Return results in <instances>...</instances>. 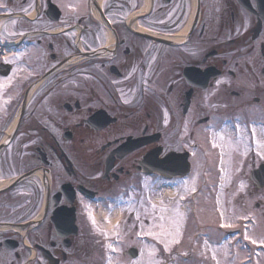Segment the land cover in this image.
I'll return each instance as SVG.
<instances>
[{
    "label": "flooded vegetation",
    "instance_id": "1",
    "mask_svg": "<svg viewBox=\"0 0 264 264\" xmlns=\"http://www.w3.org/2000/svg\"><path fill=\"white\" fill-rule=\"evenodd\" d=\"M145 5L0 0V264H101L89 216L163 182L201 177L206 203L218 130L264 163V0ZM161 159L188 172L164 179Z\"/></svg>",
    "mask_w": 264,
    "mask_h": 264
},
{
    "label": "rangeland",
    "instance_id": "2",
    "mask_svg": "<svg viewBox=\"0 0 264 264\" xmlns=\"http://www.w3.org/2000/svg\"><path fill=\"white\" fill-rule=\"evenodd\" d=\"M208 136L213 140L208 142L211 147L209 154L216 158L213 159L212 171L209 170L206 174V203L203 202L202 197L198 206L196 205V215L192 216L188 223L185 222L186 213L180 212L183 214L180 243L173 245L170 252H165L163 245L158 244L151 237L137 235L141 231L140 222L137 220L138 213L145 225L152 222L144 213L146 209L151 213L153 205L143 200L142 207L140 199L124 210L121 208L113 213L103 210L97 217L99 261H103L101 264L107 259L109 261L110 255H112L111 264H136L141 260L144 264H148L147 252L153 246L157 249L153 258L156 264H264V246L252 245L243 239L246 227L249 235L258 240L264 239V189L255 191L249 181L250 168L247 160L253 156L249 155L243 146L248 137L242 134L243 143L241 142L242 146H239L235 132L230 129L225 128ZM213 143L217 147H213ZM179 192L176 190L166 194L164 191L161 200L155 198L156 200L152 202L160 205L159 208H178V203L183 197ZM176 198L177 204L172 206L171 203L175 202ZM221 212L226 217H230L236 227L221 228ZM117 224L120 226L118 235L114 234ZM187 229L189 231L185 233ZM103 232L109 234L107 239L101 234ZM231 232H238V236H233L227 241L221 240ZM205 240L213 246H218L215 260L212 259L213 251L204 247ZM109 243L116 246L118 251L111 252L107 248ZM131 247L136 248L138 252L134 260L124 256V252ZM101 251L105 252L104 255L100 254ZM107 252L110 254L107 255ZM89 264L94 263L89 262Z\"/></svg>",
    "mask_w": 264,
    "mask_h": 264
},
{
    "label": "snow or ice",
    "instance_id": "3",
    "mask_svg": "<svg viewBox=\"0 0 264 264\" xmlns=\"http://www.w3.org/2000/svg\"><path fill=\"white\" fill-rule=\"evenodd\" d=\"M13 23H15V21H13ZM21 35H23V33H20ZM11 35H15V33H11ZM5 63H12V61L10 60H6ZM12 82V77L8 78V83L10 84ZM218 83H220L218 81ZM6 85L3 83H0V90H2L3 88H5ZM237 131H239V128L237 127ZM253 137H255V128H253V133H252ZM213 147H217V145L215 143H213ZM257 147H264V144H260L259 142H257ZM260 153H258L259 155ZM223 156V153H222ZM159 165L161 167H164L167 165L168 161L166 159H161L159 162ZM223 163V161H222ZM223 171V169H222ZM185 184H187L188 182L185 181ZM185 191H189V189L186 187ZM190 191L195 192L196 188H195V177L192 178V187L190 188ZM181 199H183V197H181ZM219 203V201L217 202ZM141 206L143 207V199H141L140 201ZM111 210V206H109V211ZM144 215L148 218L151 219V223L148 225H145L143 223V220L140 217V214H137V220L140 222V226H141V231L137 233L138 236H148L151 237L153 240H155L158 244H162L164 251L165 252H170L172 249L173 245L179 244L180 243V237L182 235V220H183V214L180 213L178 211V208H174V209H168L165 207H160L159 209L156 208L155 205L152 206V212H148L147 209L145 210ZM89 219L92 220V223L94 225V227L96 226V221L89 216ZM239 219V217L237 218ZM246 219V217H245ZM221 228L224 229H232L234 227H236V225L234 223L231 222V218L230 217H226L224 215L223 212H221V224H220ZM120 232V226L119 224H117L115 226V231L114 234H119ZM102 235L105 236V238H108V233L107 232H103L101 233ZM233 235H238L237 233H233ZM243 239L245 241H248L249 243H251L252 245H261L264 246V239H256L255 237L249 235L248 231H247V227L245 228V233H244V237ZM204 247L207 249H211L213 251V256L212 259H216V248L218 246H213L210 244V242L208 240H205L204 242ZM107 248H109L111 250V252L115 253L118 251V248L116 246H114L112 243H109L107 245ZM157 253V249L153 246L151 247L148 252L147 255L149 257V261L148 264H156V262H154L153 258L156 256ZM142 255H143V250H142ZM109 261L111 264V256L109 257ZM136 264H144V262L141 261H137Z\"/></svg>",
    "mask_w": 264,
    "mask_h": 264
},
{
    "label": "bare ground",
    "instance_id": "4",
    "mask_svg": "<svg viewBox=\"0 0 264 264\" xmlns=\"http://www.w3.org/2000/svg\"><path fill=\"white\" fill-rule=\"evenodd\" d=\"M171 190L170 189H166V194H171Z\"/></svg>",
    "mask_w": 264,
    "mask_h": 264
},
{
    "label": "water",
    "instance_id": "5",
    "mask_svg": "<svg viewBox=\"0 0 264 264\" xmlns=\"http://www.w3.org/2000/svg\"><path fill=\"white\" fill-rule=\"evenodd\" d=\"M263 170V167H261L260 169H259V171L258 172H256V173H259L260 171H262ZM133 252V251H132ZM134 254V253H133ZM133 254H130L131 256L133 255ZM134 257V256H133Z\"/></svg>",
    "mask_w": 264,
    "mask_h": 264
}]
</instances>
